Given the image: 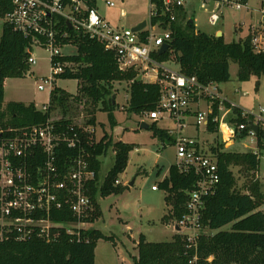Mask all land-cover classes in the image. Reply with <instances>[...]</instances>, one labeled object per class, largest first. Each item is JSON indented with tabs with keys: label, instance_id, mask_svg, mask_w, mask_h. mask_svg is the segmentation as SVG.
Wrapping results in <instances>:
<instances>
[{
	"label": "built area",
	"instance_id": "1",
	"mask_svg": "<svg viewBox=\"0 0 264 264\" xmlns=\"http://www.w3.org/2000/svg\"><path fill=\"white\" fill-rule=\"evenodd\" d=\"M108 8L116 6L115 0H102ZM190 0H149V16L139 31L134 27L116 26L98 10V0H11L13 9L4 22L21 33L29 42L27 63L35 65L39 58L35 50H43L50 61V73L40 78L39 90H47L49 101L43 108L48 112L52 93L61 88L60 79H74L80 64L69 59L78 54L80 39L101 43L111 52L124 71L135 72V80L156 83L159 99L156 108L148 112V119L157 122L162 118L173 121L175 128L169 130L176 146V166L184 173H194L195 187L190 192L186 213L175 221L173 227L184 236L189 248H196L203 232L202 215L206 200L213 196L221 176L216 155L206 149L194 137L183 135L189 116L195 124L208 125L215 108L218 114L212 118L219 125L223 142L228 139H249L257 143V132L251 123L264 133V107L257 110L240 108L220 89V84L201 83L195 76L185 75L174 58L162 60L157 54L171 52L173 29L181 11ZM203 5L209 0H201ZM216 11L209 21L217 25L224 6L240 10L246 7L243 0H215ZM261 22L251 33L254 50L264 52V0H261ZM122 16L126 12L122 11ZM170 47L160 52L164 44ZM73 46L77 54H65L63 48ZM29 72V71H28ZM27 72V73H28ZM77 81V79H74ZM78 83V81H77ZM78 87V84H77ZM195 99L206 100L207 109L191 110ZM241 110L246 122L235 125L234 110ZM192 113V114H191ZM81 117V118H80ZM65 125L63 115L51 112L46 122L26 126L0 123V242H29L39 238L54 243L65 235L70 241L82 243L90 239L85 232L95 229L91 220L95 206L91 197V185L98 172L91 166V151L100 140L97 126L88 123L84 116ZM228 129L226 133L224 127ZM258 130V131H259ZM242 132H246L243 137ZM64 147L71 153L64 156ZM108 174V172H107ZM107 174H99L101 184ZM116 184H122L120 179ZM123 185V184H122ZM153 189H158L153 186ZM59 212L67 219H57ZM194 257L190 263H194Z\"/></svg>",
	"mask_w": 264,
	"mask_h": 264
},
{
	"label": "trees",
	"instance_id": "2",
	"mask_svg": "<svg viewBox=\"0 0 264 264\" xmlns=\"http://www.w3.org/2000/svg\"><path fill=\"white\" fill-rule=\"evenodd\" d=\"M90 2L94 5L96 0ZM12 9L11 0H0L2 19ZM182 12L177 22L171 25L172 51L157 54L158 58L176 59L185 75L195 76L203 84L230 81L231 62L238 64L240 81H249L252 76H264V52L254 50L251 33L244 39L227 43L223 35L217 37L198 30L194 18L187 19ZM28 44L21 33L3 22L0 26V123L14 126L39 124L46 122L53 112L63 115L62 122L65 125H70L81 115L88 123L96 125L97 111L111 112L116 106L114 82L132 81L135 77L133 71L119 70L115 56L106 51L101 43L80 39L78 54L69 58L80 64L79 69L73 75L63 76L77 79L76 95L55 88L48 112L39 110L33 103L13 102L4 108L6 78L23 77L30 69L27 63ZM159 90L156 83L138 80L132 82L130 110L140 113L155 109ZM76 113L79 114L76 116ZM217 114L218 110L215 108L207 125V130L212 133L219 131L217 123L212 120ZM233 115L231 121L235 125L246 122L241 110L235 109ZM149 129L163 142L167 139L174 142L167 130L156 127V122H152ZM242 135L244 137L246 132H242ZM256 137L257 152L227 150L221 140L218 146L211 149L218 159L221 180L216 193L206 200L202 221L204 226L215 232L202 234L197 240L196 248H189L183 235L174 236L169 242H150L141 234L137 245L138 256L134 257L135 264H264V210L261 209L264 193L258 178H255L261 151L264 149V133L261 129ZM109 147H113L115 154L113 165L104 181L99 184L101 157ZM133 149V144L121 140L114 142L107 133L94 147L89 148L91 166L98 172L90 192L95 206L92 221L102 215L99 196L120 194L126 189V186L115 182L126 170L129 153ZM63 152L66 156L71 150L64 147ZM233 166H238L246 179H249L244 191L237 188ZM196 181L194 173H184L176 165H171L169 177L161 181L158 187L166 192L165 201L169 209L163 217L165 222L178 221L183 217ZM55 215L57 219L69 218L59 212ZM227 225H230V229L224 230ZM85 236L90 240L82 243L72 242L65 235L54 243H47L39 238L23 243L0 242V264H96L95 249L98 241L112 237L96 228L86 231ZM194 257L196 261L190 263Z\"/></svg>",
	"mask_w": 264,
	"mask_h": 264
},
{
	"label": "rangeland",
	"instance_id": "3",
	"mask_svg": "<svg viewBox=\"0 0 264 264\" xmlns=\"http://www.w3.org/2000/svg\"><path fill=\"white\" fill-rule=\"evenodd\" d=\"M115 2V7L108 8L102 0H98L99 12L113 25L134 27L139 21L148 19L149 0H115ZM260 4L261 0H248L246 7L240 10L232 6H224L217 25H212L209 21L211 14L216 11L215 0H209L204 5L201 0H190L185 7L189 16L194 18L198 30L212 36H217L214 32L220 30L224 34V40L230 43L244 39L260 26L262 20L258 11ZM123 10L126 12L125 16L121 14ZM3 22L4 19L0 17V26ZM63 52L74 55L77 54V48L67 46L63 48ZM35 54L39 60L31 66V70L25 76L6 78L4 108L13 102L33 103L43 108V105L49 101L48 91L39 90L38 84L42 76L50 73V61L43 50H35ZM230 73V81L221 83L224 94L242 109L257 110L260 106L264 107V76H252L249 81H240L238 64L235 62L230 64ZM57 84L72 93L78 89L77 81L74 79H60ZM113 92L116 95L114 109L111 112L96 113L98 137L101 139L107 133L109 136L113 135L114 142L122 140L133 144L134 149L129 153L126 170L119 175L126 189L120 194L98 198L102 215L93 226L112 238L98 241L95 262L96 264H135L134 257L138 256L137 245L141 234H144L150 242H169L174 236H182L178 229L175 230L173 227L175 221L163 220L169 209L165 201L166 192L162 188L158 191L153 190V186L159 187V183L169 177L171 165L177 164V151L173 141L167 139L163 142L152 130L140 127V121L149 124L152 121L148 119V110L140 113L130 110V80L114 82ZM201 107L208 108L206 100H202ZM78 114L76 113V116ZM187 122L188 126L184 129L183 135L194 137L210 151L212 147L219 145L221 140L219 132L208 131L206 124L197 126L193 116H189ZM156 127L168 131L173 130L175 124L167 118H162L156 122ZM242 143L243 141L227 150L246 152L256 147V144L249 139L244 143L250 149L244 148ZM114 156L113 147H109L106 154L101 157L102 177L111 169ZM232 170L237 179V188L244 191L249 179H246L238 166H233ZM255 178H258L261 191L264 193V149L261 152L259 170ZM262 202L261 209L264 210V199ZM223 229L229 230L230 225ZM203 232L209 234L215 231L203 226Z\"/></svg>",
	"mask_w": 264,
	"mask_h": 264
},
{
	"label": "crops",
	"instance_id": "4",
	"mask_svg": "<svg viewBox=\"0 0 264 264\" xmlns=\"http://www.w3.org/2000/svg\"><path fill=\"white\" fill-rule=\"evenodd\" d=\"M183 14H185L186 15V17H187V19H189V18H191L190 16H189V14H188V11H187V8L185 7L184 9H183V12H182ZM144 21V20H143ZM143 21H139V22H143ZM138 22V23H139ZM137 23V24H138ZM136 24V25H137ZM136 25H134V26H136ZM219 32H221L220 30H217L216 32H214V34L216 35V34H218ZM250 33H252V32H250ZM211 35V34H210ZM222 35L224 36V34L222 33ZM78 84V83H77ZM220 86V89H221V91L223 92V89H222V87H221V84L219 85ZM224 93V92H223ZM226 95V94H225ZM227 96V95H226ZM228 97V96H227ZM201 105H202V100L200 99H195L194 101H193V103H192V105H191V110H192V112L193 111H196L197 109H202V107H201ZM192 114V113H191ZM143 121H140L139 123H140V126H141V123H142ZM218 125V124H217ZM218 129H219V125H218ZM209 131V130H208ZM168 132H169V130H168ZM219 132V131H218ZM219 134H220V132H219ZM173 138H174V136L172 135V134H170ZM112 136V138H113V135H111ZM222 136H221V134H220V138H221ZM224 139L227 141V142H223V139L221 138V141L224 143V145H225V148L226 149H230V147H234L237 143H240L241 141H243V147L244 148H246V149H250L248 146H247V144H245L244 143V141L245 140H242V139H234V140H232V139H228V136L225 134V136H224ZM122 141V140H121ZM124 142V141H123ZM254 144H256V147L254 148V149H250V151H253V152H257V151H259L258 150V148H257V143L256 142H254ZM212 147V146H211ZM262 152V151H261ZM159 189V188H158ZM158 189H153V190H155V191H158ZM99 202V201H98ZM175 229V228H174ZM176 230V229H175Z\"/></svg>",
	"mask_w": 264,
	"mask_h": 264
},
{
	"label": "water",
	"instance_id": "5",
	"mask_svg": "<svg viewBox=\"0 0 264 264\" xmlns=\"http://www.w3.org/2000/svg\"><path fill=\"white\" fill-rule=\"evenodd\" d=\"M145 25H146V21L144 20L141 24H139L138 26L134 27L133 30H134V31H139V30H141ZM220 36H222V32H219V33L217 34V37H220ZM169 47H170L169 44H167V43L164 44V45L161 47L160 52H161V53L165 52ZM250 125H251V127H252L256 132H258L259 127H258L257 125H255V124H253V123H251ZM140 127H141L142 129H149L150 124H149L148 122H146V121H143V122L141 123V126H140ZM131 184H133V182H131Z\"/></svg>",
	"mask_w": 264,
	"mask_h": 264
},
{
	"label": "bare ground",
	"instance_id": "6",
	"mask_svg": "<svg viewBox=\"0 0 264 264\" xmlns=\"http://www.w3.org/2000/svg\"><path fill=\"white\" fill-rule=\"evenodd\" d=\"M224 129H225L226 133H228V132H229V131H228V129L226 128V126L224 127Z\"/></svg>",
	"mask_w": 264,
	"mask_h": 264
}]
</instances>
